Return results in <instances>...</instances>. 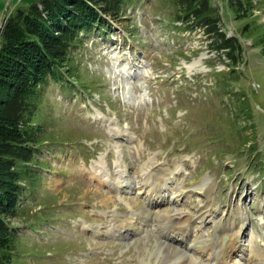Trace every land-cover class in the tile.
<instances>
[{
	"label": "rangeland",
	"instance_id": "374dc122",
	"mask_svg": "<svg viewBox=\"0 0 264 264\" xmlns=\"http://www.w3.org/2000/svg\"><path fill=\"white\" fill-rule=\"evenodd\" d=\"M35 1H0V23ZM211 1L243 43L235 67L201 28L176 19L174 0H130L81 31L65 79L50 77L37 96L45 140L12 219V264H160L148 253L165 210L190 216L206 240L239 211L233 261L264 264V33L252 35L264 32V0L244 17ZM148 173L166 179L158 205L146 198ZM159 240L167 253L185 244Z\"/></svg>",
	"mask_w": 264,
	"mask_h": 264
},
{
	"label": "trees",
	"instance_id": "16d2710c",
	"mask_svg": "<svg viewBox=\"0 0 264 264\" xmlns=\"http://www.w3.org/2000/svg\"><path fill=\"white\" fill-rule=\"evenodd\" d=\"M127 1L130 0H38L25 8L18 6L2 27L0 264L13 263L19 231L12 219L19 213L24 182L37 178L36 155L45 140L37 100L41 86L50 77L65 79V65L72 48L82 40L81 31L93 30L100 13L116 17ZM174 3L176 19L182 20L184 27L201 28L212 39L211 43L225 52L232 66L243 61L242 41L237 35L226 34L211 0H174ZM229 5L238 17H244L253 13L258 2L229 0ZM250 29L249 23L243 27V31ZM263 33L252 31L255 38Z\"/></svg>",
	"mask_w": 264,
	"mask_h": 264
},
{
	"label": "bare ground",
	"instance_id": "6f19581e",
	"mask_svg": "<svg viewBox=\"0 0 264 264\" xmlns=\"http://www.w3.org/2000/svg\"><path fill=\"white\" fill-rule=\"evenodd\" d=\"M165 170L167 171V169ZM149 175L151 176L152 174L150 173L146 174V178H147L146 181H148V179H151ZM152 177H153L152 182H151L152 183L151 185L152 193L149 188H148L149 189L148 192H146V198L149 196L148 198H149L150 203L153 202V199L155 200L156 198L161 199V192L159 191L166 183L165 181L166 179L163 178L164 175L162 178H160L158 174H156L155 176L152 175ZM156 201H157V205L162 202V200H159V201L156 200ZM235 213H236V216L239 215V211ZM173 214H169V212L166 210L157 214V216H159L160 221L162 217H165V220H162L164 221L165 224L161 223L162 221L160 222L158 220V229H159L158 241L154 244L155 250H152L151 254L148 253V255L152 258L155 256L156 263L161 260L162 262H160V264H162L163 262L167 264H171V263L180 264V261L182 260L183 262L185 261L184 263L187 262V264H236L235 260L233 261V256L236 255L237 252L241 250L240 232L243 229L242 224H244V223L240 225L238 224V222L243 220L240 215L237 217V219H236V216L234 217L232 216L233 218H231V222H230L231 224L228 225L232 229H230V227L229 229L223 228L225 225H227L228 223L227 222L225 225H223L221 230L218 233H216L217 236L215 234L212 236V238H208L207 239L208 241H207L205 238L204 239L202 238V234L192 232L190 216L180 215L181 213L180 214L178 213L172 216ZM126 217L128 220L133 221L132 219L134 217V214L132 215L127 214ZM138 219L142 220V219H145V217L143 218L142 216L139 215L137 217V220ZM123 222L124 220L122 221V223ZM122 223H120L118 227L119 230H116V231H121L120 228H124V224ZM232 225L234 226L232 227ZM168 234L172 236H169ZM224 235L227 236L226 240L224 238ZM160 236L163 237L164 239L168 237H172L173 239L177 238L179 243H185V244L181 248L179 249L173 248L171 253H167V252H164V248H163L165 245L164 241L159 240V238H161ZM178 236H179V239H178ZM186 238L189 239L187 241L188 243L185 241ZM189 243L195 249V251L191 255L189 254V245H190ZM200 253L203 255V257H205V259L202 260L201 258H199V255L197 254H200ZM163 256L164 257L167 256L168 260L173 259V262H168L166 259H165L166 261H164L162 259Z\"/></svg>",
	"mask_w": 264,
	"mask_h": 264
},
{
	"label": "crops",
	"instance_id": "0c3cea01",
	"mask_svg": "<svg viewBox=\"0 0 264 264\" xmlns=\"http://www.w3.org/2000/svg\"><path fill=\"white\" fill-rule=\"evenodd\" d=\"M0 1H2V0H0Z\"/></svg>",
	"mask_w": 264,
	"mask_h": 264
}]
</instances>
